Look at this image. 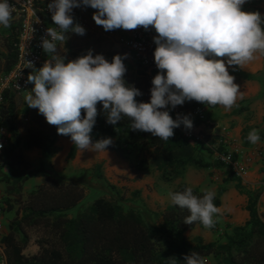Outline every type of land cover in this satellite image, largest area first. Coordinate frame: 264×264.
I'll return each instance as SVG.
<instances>
[{"label": "trees", "instance_id": "obj_1", "mask_svg": "<svg viewBox=\"0 0 264 264\" xmlns=\"http://www.w3.org/2000/svg\"><path fill=\"white\" fill-rule=\"evenodd\" d=\"M21 25L20 20H11L10 27L5 28L0 37V76L9 73L17 63L16 43ZM64 58L67 63L79 56ZM112 59L107 60L111 62ZM42 67L29 69L28 76ZM126 68L132 69L130 66ZM136 74L137 77L124 79L143 93L137 97L138 102H150L147 75L143 70H137ZM31 86L33 89L34 84ZM20 99L22 97L16 93L6 91L0 108V125L9 134L8 142L0 152V183L5 185L0 207L2 214H14L8 233L2 236L9 264H172V258L176 259V264H185L184 256L193 251L206 258L213 255L216 264H264V214L259 210L262 190L248 193L245 210L249 219L244 225L230 226L221 242L193 244L187 232L203 225L199 222L185 224L184 218L190 214L187 209H180L172 203L158 214H143L132 207L126 209L120 198L107 195L112 194L115 187L105 179L101 165L95 167L94 180L87 177L88 171H84L82 177L65 180L44 164L33 168L25 150L38 148L49 159L58 139L71 140V137L58 134L57 126L46 125V118L38 109L34 111L41 127H30L23 135L17 122ZM203 105L193 100L185 102L184 107L190 110ZM97 109V123L91 133L93 143L111 138L113 143L107 150L124 160L135 153L141 160L139 164L150 163L162 182L175 183L185 178L190 168L210 170L225 165L220 161L211 164L204 160L202 151L211 154L214 151L202 142L192 143L187 137V133L203 134L209 146L217 139L223 140L220 136L206 135L203 131L208 125L189 113L185 115L192 119L193 128L181 125L174 129L173 137L164 141L151 133L133 131L130 127L132 121L127 116L116 125H110L102 103L97 104ZM165 110L176 119L170 107ZM252 129L260 130L261 141H264V122ZM223 141L214 148L216 151H224ZM243 144L251 145L247 133L243 135ZM79 150L73 142L68 159H74ZM37 177L43 181L25 194L27 182ZM233 179L237 182V190L243 193L241 179ZM187 187L190 186L181 183L173 192L184 191ZM88 190L96 195L90 205L84 206ZM193 192L202 197L206 191L193 188ZM223 192L224 189H219L215 195L217 208L222 205ZM35 246L36 250L32 251Z\"/></svg>", "mask_w": 264, "mask_h": 264}, {"label": "clouds", "instance_id": "obj_2", "mask_svg": "<svg viewBox=\"0 0 264 264\" xmlns=\"http://www.w3.org/2000/svg\"><path fill=\"white\" fill-rule=\"evenodd\" d=\"M248 0H51L48 9L57 27L47 29L41 47L51 56L42 68L28 76L34 88L25 97L28 107L38 109L58 134L70 136L80 150L105 151L113 141L95 143L91 133L97 123V104L102 103L107 123L116 125L127 116L133 131L151 133L164 141L181 125L193 128L188 115L173 119L168 109L196 101L231 110L243 93L229 68H243L264 55V17L243 11ZM97 10L93 20L105 31L133 30L150 26L158 36L154 59L160 70L152 80L150 102H138L143 93L124 77L127 55H116L109 62L102 54L87 55L65 62L56 42L65 41L69 32L83 36L86 29L74 24L75 8ZM15 7L0 0V26L10 27ZM223 58V59H219ZM82 110L85 115L82 116ZM247 140L261 141L260 130L252 129ZM3 145L0 144V149ZM215 192L197 196L192 187L170 192L173 205L190 213L184 223L199 222L206 229L215 227L218 209ZM172 264L176 259L172 258ZM185 264H208L207 258L193 251L184 256Z\"/></svg>", "mask_w": 264, "mask_h": 264}, {"label": "rangeland", "instance_id": "obj_3", "mask_svg": "<svg viewBox=\"0 0 264 264\" xmlns=\"http://www.w3.org/2000/svg\"><path fill=\"white\" fill-rule=\"evenodd\" d=\"M76 9L83 16V23L81 26L86 29V34L83 36L71 32L66 34L65 41L58 42V54L62 57L69 58L73 56L82 57L87 55L89 50H92L93 56L102 54L106 59L116 55H127V59L124 60V63L126 67L130 66L132 69H127L124 78L137 77V70L142 69L127 53L128 33L124 29L105 31L102 26L97 25L93 20V15L97 11L95 9L90 7ZM242 10L246 12H259L261 16L264 17V0H248V2L243 5ZM4 29L5 27L0 26V37L4 34ZM0 50H2L1 43ZM45 58L48 60L51 59V56L46 54ZM27 107L25 101L20 99L17 122L23 135H26L27 130L30 127H41V123L38 120L34 108ZM26 109H28V112H24ZM237 111L241 112L236 114ZM233 112L232 115L243 116L246 114L245 119H249L252 123L248 128H253L258 123L262 124L264 122V98L260 100H247L237 106ZM45 124L50 125L46 119ZM249 131H251V129L245 130V133L248 135ZM68 149L69 144L62 141L56 144L55 150L58 153H56L57 155L54 157V160L53 157L46 159L42 152L31 153L29 157L34 163L40 161L41 165L44 164L60 173L65 180H72L74 177H82L84 171L90 172L87 177L90 180H94L95 167L96 165H101V172L105 179L109 184L115 187L112 194L107 195H114L115 197L120 198L126 209L132 207L143 214L147 212L153 214L160 213L166 203V199L163 200L160 193L162 191L169 193L172 188H175L177 184L182 181L199 190H219L226 189L225 187L227 184H230L231 182H236L233 177H237L230 166L224 163V166L210 170L190 168L184 180H179L172 184H166L161 182L159 179V173L155 168L152 169L149 163L141 166L139 164L141 160L128 162L127 160L120 158L115 152L111 151V156L105 158L106 163L102 162L101 164H97L94 162L89 164L88 160L93 155L91 149L85 151L80 150L77 157L72 160H69L65 154ZM56 151H54V154ZM217 151L219 152V150ZM222 152L228 153L229 150L224 148V151H220V153ZM260 152H264V143L259 142L255 145L251 144L250 149L247 150V152L239 154L238 157L246 155V157H249L252 162L257 158L255 156H258V158H260L258 162L261 165L259 172L264 175V157L259 156L258 153ZM204 153L205 152L203 151L201 152L202 158L209 163L213 164L216 163V161H219V158H214V153H208V156H205L206 154ZM94 154L95 159H98L97 161L104 160L100 152ZM131 156L134 157L135 153H132ZM129 171L131 173H129ZM216 177H218L219 180H216ZM260 181L262 184L260 183L255 189L264 192V179H261ZM241 182L242 184L244 183L243 193H239L236 190L239 195L230 199L231 202L237 203V205H239V199L246 198L249 192H253L251 190L252 188H247L245 178L241 179ZM95 195L94 191L88 190L87 198L83 205H90ZM217 209L218 213L214 216V219L216 220L214 228L206 229L201 226L187 232L188 239L191 243L196 244L197 242H202L208 244L212 242H221L224 240L225 233L229 231V227L233 225V221L235 219L238 221L242 220L237 212H233L228 208L219 207ZM157 222H159V219H157ZM35 250L36 246L32 248V251Z\"/></svg>", "mask_w": 264, "mask_h": 264}, {"label": "built area", "instance_id": "obj_4", "mask_svg": "<svg viewBox=\"0 0 264 264\" xmlns=\"http://www.w3.org/2000/svg\"><path fill=\"white\" fill-rule=\"evenodd\" d=\"M10 4L15 7L12 20H20L21 30L16 43L17 63L14 68L7 74L0 76V108L3 103L6 91H12L22 97H25L32 91L31 83H28V70L34 67L43 66L47 61L41 47L42 39L48 38L47 29L57 27L51 18V12L48 9L51 0H9ZM74 24L81 25L83 23L82 14L75 8L72 13ZM128 33L127 53L141 67L147 75L150 89L153 87L152 80L160 71L155 63L154 52L157 45L154 43V37L158 36L155 29L150 26L149 30H145L142 26L137 29L125 30ZM58 43V42H56ZM223 59V58H219ZM229 68V72L231 73ZM26 103V101H25ZM170 109L171 106L169 105ZM208 105L201 108L185 109L184 105L171 109L175 117L177 115L191 114L192 117L210 125L208 115ZM187 137L192 143H201L205 140L203 134L187 133ZM9 134L6 128L0 125V144L4 149L8 142ZM223 141V140H222ZM222 141H220L222 143ZM218 143L219 145L221 143ZM223 144L225 142L223 141ZM218 152V151H217ZM219 160L230 166L234 174L240 179H244L249 173L251 159L249 157L239 156V151L220 153ZM260 157H264V152L258 153ZM237 156V158H235ZM0 264H9L6 255V245L3 237L0 235Z\"/></svg>", "mask_w": 264, "mask_h": 264}, {"label": "crops", "instance_id": "obj_5", "mask_svg": "<svg viewBox=\"0 0 264 264\" xmlns=\"http://www.w3.org/2000/svg\"><path fill=\"white\" fill-rule=\"evenodd\" d=\"M230 74H232L235 77V83L240 86V91L243 93V96H242V98H239L237 100L236 105L233 106L231 110H225L224 107L219 106V105L209 106L208 115H209V119H210V125H208V128L203 132L206 135H216V136L222 137V139L224 140V142L226 144L223 147L225 149L229 150V152L239 151V152L243 153V152H247V150L250 149V146H245L243 144V135L245 134V130L252 129V128H248L249 126H251L252 123L249 121V119H245L246 114H244L243 116H240V115H232V113H234L233 111L236 109L237 106H239L241 103H243L247 100L263 99V96H264V55H258L257 59L249 62L243 68H240L239 66H234L231 69ZM258 124L256 126L261 125V123L259 125ZM194 130H197V129L194 128ZM62 141L69 144V149H68V151L65 152L66 156L68 157V154H69L71 147L73 145V141H71L67 138H59L58 139V142H62ZM58 142H57V144H58ZM219 142H220V139L219 140L217 139L215 144L212 146H209L206 143V140H204L202 142L214 151V158H216V159L220 158V156H221L220 150H219V152H217L216 149H214V148L220 146L218 144ZM260 143H264V141H261ZM79 151H78V153H79ZM91 151L93 152V155L88 160L89 164L90 163L92 164L94 162L97 164H101L102 162L106 163L105 158L107 156H111V154H112L111 151H109L107 149L105 151H100L104 160L97 161L98 159H95V154H94V153H96V151H94V150H91ZM39 152H42V151L38 148L25 150L26 157L32 163L33 168H35V169H37L41 166V162L39 161L37 163H34L30 159L29 156L31 153H39ZM203 152H205L204 153V154H206L205 156H208L209 152H207L206 150H204ZM56 153H58V152L56 151L55 154H53V156H51V157H53V160H54V157H56V155H57ZM78 153H77V155H78ZM222 153H224V152H222ZM77 155H76V157H77ZM130 157H129V159H127L128 162H131V161L135 162V160H138L136 155L134 157L130 155ZM255 157H257V158L251 162L250 171L247 174V176L245 177V182H246L247 188L248 189L252 188L251 190L253 192L257 191L255 188L260 183L262 184V182L260 180L264 179V175L262 173L260 174V172H259L261 165L258 161L260 160V158H258V156H255ZM149 165H150V163H149ZM150 166L152 169L154 168L152 165H150ZM129 173H131V172L129 171ZM181 180H184V178ZM216 180H219L218 177H216ZM42 181H43V178L37 177V178H33L29 182H27V184L25 186V190H24L25 194H28L30 191H32L34 186L37 184H40ZM163 183H165V182H163ZM181 183H185V182L182 181ZM181 183H179V184H181ZM166 184H169V183H166ZM179 184H177V186ZM263 184H264V182H263ZM236 185H237V182H231L230 184H227V186L225 187L226 189H224V192L221 195L222 205L220 207L228 208L233 212H237L242 220L238 221L237 219H235L233 221L232 226H241V225H244L246 223V221L249 219V214L245 210L248 198L246 196V198L239 199L240 200L239 205H237V203H233L230 201V199L232 197H236V195H239V193H240L237 190ZM242 185H244V183ZM176 187L172 188L170 192H173L176 189ZM204 191H208V190H204ZM213 191L215 192V194H217V192L219 190H213ZM169 193L166 191H162L160 193L163 200L166 199V201H165L166 203L163 206L161 211H163L168 205H170L172 203L170 200V197H169ZM4 195H5V185L3 183H0V200H1L2 196H4ZM259 210H260V213H264V192L262 193V195L260 197ZM13 217H14L13 213H3L2 214L1 207H0V235L1 236H4L8 233L9 223L13 219ZM207 261H208V264H216V261H215V258L213 255L207 257Z\"/></svg>", "mask_w": 264, "mask_h": 264}]
</instances>
